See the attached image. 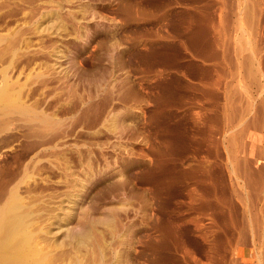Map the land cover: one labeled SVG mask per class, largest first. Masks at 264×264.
<instances>
[{
    "label": "rangeland",
    "instance_id": "374dc122",
    "mask_svg": "<svg viewBox=\"0 0 264 264\" xmlns=\"http://www.w3.org/2000/svg\"><path fill=\"white\" fill-rule=\"evenodd\" d=\"M0 53V204L54 264H264V0H0Z\"/></svg>",
    "mask_w": 264,
    "mask_h": 264
},
{
    "label": "bare ground",
    "instance_id": "6f19581e",
    "mask_svg": "<svg viewBox=\"0 0 264 264\" xmlns=\"http://www.w3.org/2000/svg\"><path fill=\"white\" fill-rule=\"evenodd\" d=\"M6 90H8V89H6L4 87L0 89V108H2L4 111H5V109H9V108L11 109V108H16L17 107L16 106V99L13 97V95L9 91H6ZM19 194H18V189H14L10 194H8L3 199L2 203L0 204V264H42L43 262H47V260H49L48 262L50 264H54V262L57 259L56 258L57 257V253H56V257L53 256L54 254H52V256L55 258V260H53L51 258L52 261H53V263H52L51 259H49L50 257L46 253H44L45 250L42 251V249L39 248L40 245H42L43 243H42V241L40 239H39L40 240V243H42V244H40L38 242V238H39L38 237V234L37 235H34V231L36 229H37V231L39 230V228H38V222L40 223V221L36 222L37 220L35 221L33 219V217H35V216L32 215V218H31V215L29 216V214L26 213L29 209H28V207L24 208L27 205H24L23 206V203H21V200L23 198L20 199V197H19L20 195ZM23 201H24V199H23ZM36 201H38V199ZM24 209H28V210L27 211H24ZM41 209L43 210V208H41ZM30 210H32V209H30ZM30 210L28 212H30ZM34 210H35V208H34ZM33 211H31V212L34 213ZM49 212H50V210H49ZM85 219L87 220V218H85ZM83 220H81V221L83 222ZM92 221L89 223V221L88 222L87 221L85 222V220H84L83 224L79 225V226H82L81 229H80V231L74 230V232L71 233L70 229L68 228V230L66 229L67 231H65V232H68L67 233L68 234V237L71 238L72 241L74 240V241L77 242L76 243L77 246H78V244H83V245L86 244V245H88L87 243L90 244V242L92 241L91 239H93L92 236L94 235L93 234L94 233L93 232L94 230H92V227L93 226L91 224ZM35 222H36L37 225H35ZM40 225H42V223ZM50 225H51V223H50ZM34 226L35 227L37 226V228L34 229ZM37 231L35 233H37ZM49 232H51V231L49 230ZM64 234H66V233H64ZM67 234L65 236H67ZM48 235H50V234H48ZM42 236L45 237L46 235L45 236L42 235ZM35 237L37 238V240H36ZM43 237H41V238H43ZM94 237H95V235H94ZM45 238L47 239V237H45ZM69 238H68V240H69ZM49 240L50 241H48V242H51V239H49ZM55 242H56V240H55ZM58 242H60V241H58ZM71 243L72 242H70V244ZM93 243H94V241H93ZM98 243H100V242H98ZM60 244L61 243H59L58 245H60ZM73 244H75V243H73ZM38 245H39V247H38ZM46 245H48V244H46V242H45V245H43V246H46ZM53 245L55 246V244H53ZM63 246H64V244H63ZM75 247L76 246L73 247L74 250H75ZM79 247H77V248H79ZM82 247H84V246H82ZM46 248H48V246H46ZM52 248L53 247H51L50 249H52ZM96 248H98V247H96ZM80 249L81 248L78 249V252L80 251ZM74 250H72V251H74ZM95 250L96 249H94V251ZM54 251H55V249H54ZM75 251H77V249ZM66 253H67V250H66ZM97 253H99V252H97ZM68 254H67V256L71 255V254H69V255ZM79 255H80V252H79ZM79 255L77 253V255L75 254V256H73V253H72V257L71 258L69 257L70 259H72L74 261L72 263H78L79 262L80 264H82V262H81V255H80V257H79ZM67 256H65V257L67 258ZM65 257H63V258H65ZM82 257L84 258V256H82ZM85 258H86V255H85ZM72 260H70V261H72ZM63 261H65V260H63ZM68 261H69V259H68ZM45 264H47V263H45ZM70 264H71V262H70Z\"/></svg>",
    "mask_w": 264,
    "mask_h": 264
}]
</instances>
